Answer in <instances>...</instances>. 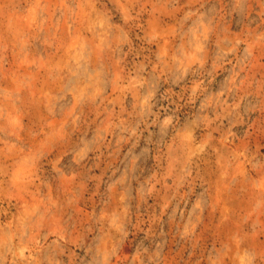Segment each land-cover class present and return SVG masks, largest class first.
I'll return each mask as SVG.
<instances>
[{
	"label": "rangeland",
	"instance_id": "obj_1",
	"mask_svg": "<svg viewBox=\"0 0 264 264\" xmlns=\"http://www.w3.org/2000/svg\"><path fill=\"white\" fill-rule=\"evenodd\" d=\"M0 264H264V0H0Z\"/></svg>",
	"mask_w": 264,
	"mask_h": 264
}]
</instances>
